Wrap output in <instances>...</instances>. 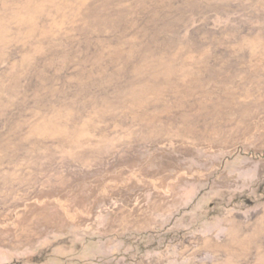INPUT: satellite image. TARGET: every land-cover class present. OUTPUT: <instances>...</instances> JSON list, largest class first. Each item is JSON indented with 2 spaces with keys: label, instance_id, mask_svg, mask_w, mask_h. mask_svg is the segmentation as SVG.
Segmentation results:
<instances>
[{
  "label": "rangeland",
  "instance_id": "374dc122",
  "mask_svg": "<svg viewBox=\"0 0 264 264\" xmlns=\"http://www.w3.org/2000/svg\"><path fill=\"white\" fill-rule=\"evenodd\" d=\"M0 264H264V0H0Z\"/></svg>",
  "mask_w": 264,
  "mask_h": 264
}]
</instances>
